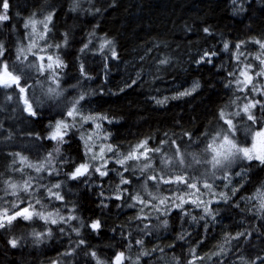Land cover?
<instances>
[{"label": "trees", "instance_id": "16d2710c", "mask_svg": "<svg viewBox=\"0 0 264 264\" xmlns=\"http://www.w3.org/2000/svg\"><path fill=\"white\" fill-rule=\"evenodd\" d=\"M5 2L7 9L2 7ZM5 11L9 19L0 24V40L5 41L7 51L0 60L11 66L8 71L14 76L17 75L14 48L27 40L28 29L23 27L26 19L52 13L47 34L49 43L62 42L63 33L67 32V47L56 48L58 56L67 64L63 83L68 85L82 80L85 90H95L96 95L86 99L82 106L87 114L106 115L112 121L103 123V130L112 134L106 137V143L123 147L129 142L147 139L148 146L155 148L161 146L162 141L171 144L175 140L180 148L199 150L210 144L217 132L229 131L225 121L231 119L235 127L231 133L237 143L249 145L253 132L264 126V111L259 105L252 109L256 123L249 121L242 112L249 102L264 104V95L252 90L264 89V77L256 75L261 71V63L248 54L259 49L255 39H264V0H0V15ZM225 43L229 45L227 50ZM85 44L88 48L81 52ZM81 62L91 79L81 76ZM243 70L254 75L255 85L237 84V80L243 78L240 75ZM194 81L199 82L195 93L172 98L163 105L157 103V98L180 92ZM33 82L21 80L20 84L30 86ZM18 91L15 85L9 89L0 86V123L3 124L0 173L15 178H20V174L8 170L13 159L9 153L19 151L34 160L40 159L53 142H41L26 134L43 136L48 131L47 122L61 118L59 113L39 107L35 109L37 117L33 118L24 110L27 91L18 95L13 103L4 99L7 94ZM220 112L225 113V118L220 117ZM235 112L241 114L234 116ZM86 127L84 125L85 130ZM9 132L14 133L13 139H3ZM68 139L71 143L64 148L71 162L65 166V171H73L86 157L78 132L74 131ZM108 167L118 168L114 163H109ZM27 171L32 174L31 170ZM62 178L52 176L48 179L54 182ZM130 178L133 184L137 183L135 177ZM85 179L87 177L69 183L66 202L69 205L75 202L78 212L86 219L103 216L104 228L100 235L96 236L86 227L83 231L86 247L81 246L73 252L78 238L70 230L69 235L62 236L58 231V227H64L62 224L49 225L54 233L52 239L38 246L31 240H21L13 248L10 239L27 237L32 228L43 230L45 226L36 219L26 221L17 217L10 225L0 228V264H49L56 259L70 264H94L84 256L87 249L97 250L114 264L115 249L123 248L127 240L120 237V228H116V234L109 229L115 227L117 220L124 221L133 215L135 209H117L120 201L115 199L109 202L107 212L97 207L101 188L117 181L114 172L110 171L103 178L94 174L89 181L93 185L90 190L84 184ZM124 187L131 192V186ZM214 189L216 197L207 205L215 215L214 220L202 209L187 203L185 210L197 217L205 215V219L190 222L185 216L181 220V211L173 209L171 229L159 237L146 238L148 247L160 245L166 254L158 264H175L172 257H179L180 264H244V261L264 264V208H261L264 164L237 158L229 169V178L219 174ZM200 191L205 190L201 188ZM220 192L226 193L229 199H221ZM38 196H44L43 190ZM0 197V209L7 208L9 212L15 211L12 205L18 209L31 206L40 210V205L33 207L24 193L20 194V202L2 192ZM44 202L49 203L50 209L62 206L61 202L50 201L47 197ZM185 230L188 232L185 239H177V234ZM221 246L228 251L221 252ZM159 255L153 253L154 258ZM143 264H148V258Z\"/></svg>", "mask_w": 264, "mask_h": 264}, {"label": "clouds", "instance_id": "9594fccd", "mask_svg": "<svg viewBox=\"0 0 264 264\" xmlns=\"http://www.w3.org/2000/svg\"><path fill=\"white\" fill-rule=\"evenodd\" d=\"M2 16L8 17L6 11ZM52 19L51 12L45 14L44 18L40 20L35 18L26 19L23 27L25 29L31 28L28 36L32 39L27 45L17 43L14 48L17 70L15 76L20 81L34 80V82L30 86L19 84L16 86L19 90L18 93H9L4 97L7 102L13 103L18 95L25 94L27 91V95L23 99V105L26 106L25 99H27L28 103L31 104L32 112L30 113L27 108L24 110L33 118L38 115L35 110L37 107L46 108L53 114L59 113L61 117L47 122L45 127L48 131L43 136L38 133L26 134L33 135L35 139L41 142L47 140L53 142L52 147L47 149L40 159L34 160L19 151L9 153L13 159L7 166L8 170L19 173L20 178L5 177L0 173V192L4 196H14L16 197L15 202H20V194L24 193L30 198V204L33 207L40 205V210H35L38 213L37 215L24 220L32 221L36 219L44 222L45 225L43 230L34 227L28 232L27 237H16L10 239L9 243L13 240L16 241L14 247L10 243L15 248L21 240L25 242L31 240L34 245L38 246L52 239L54 233L49 225L59 226L62 224L64 227H58V231L62 236L69 235L70 230V233L78 238L74 242L73 252L81 246L86 247V241L83 238L84 229L87 227L93 234L99 236L104 228V217L86 219L78 212V205L75 202H72L71 205L66 202L65 191L71 181L79 182L84 177H87L84 184L88 185L90 190L93 185L89 184V181H92L94 174H98L103 178L107 177L109 172L112 171L117 177V181L101 188L98 193L101 199L97 207L107 212L110 206L109 202L115 199L120 201L116 205L117 209L121 207L135 209L133 215L126 217L124 221L117 220L115 227L109 229L111 233L116 234V228H120V237L127 240L123 248L115 249L117 254L114 258V264H116V258L121 254L123 255L120 264H143L145 258H148V264H158V261H162L166 254L163 253L160 245L150 248L146 245L145 240L149 236L159 237L162 232L171 229L170 214L173 209L181 211V220L185 216L189 217L190 222L204 220L205 215L197 217L190 210H185V204L189 203L190 200H196L199 202L192 204L197 209H202L203 213L211 216L213 220L215 219L213 212L206 210L207 198L215 193L214 181L219 178V174L223 173L225 179L229 178V169L235 158L226 160L224 156L217 157L212 149L217 147L221 137L227 134L222 135L217 132L212 137L211 143L199 150H194L191 147L180 148L176 145L175 140L171 144H168L167 140L162 141L161 146L155 148H150L148 144H144V148L141 149L140 145L147 141V139H144L129 142L123 147L119 144L103 143L98 151H94L93 148L97 140L102 136L110 137L112 134L102 130L101 126L90 134L84 129L86 122L80 117L90 116V114L86 113L82 105L86 99L96 95L95 90H85L82 87V80L65 85L63 80L66 79V76L63 70L67 68V64L60 56L54 58L53 55H47V62H45L48 49L66 48L69 42L68 34L64 32L62 42L56 44L46 43L41 47L40 42L45 41L46 35L50 31L49 23ZM3 21L6 20H0V24ZM37 24L43 26L42 31L37 29ZM228 47L229 45L225 43V50ZM87 48L88 45L85 44L80 51L82 52ZM6 51L5 41L0 40V58L4 57ZM30 54L33 59H29ZM42 57L44 59H41ZM57 60L60 62L59 64H57ZM0 63L3 64V61L0 60ZM82 65V62L79 63L81 76L91 79L92 77H89L85 71H81ZM7 67L11 66L7 65ZM4 87L9 89L12 86ZM20 88H24L25 91L22 93ZM255 89L259 91V88ZM69 112H73L74 115L69 117ZM240 114V112L233 113L234 116ZM58 124L62 125L63 136L54 138ZM0 129H3L2 123H0ZM74 131L78 132V139L83 142L86 159L85 162L76 165L73 171H65V166L71 161L65 152L64 146L71 143L68 137ZM13 136L14 133L9 132L3 139L11 140ZM109 153L111 155H108ZM109 163H114L118 168L110 169L108 167ZM27 170H31L32 174ZM125 173H129V176H126ZM52 176H63L64 178L52 182L48 179ZM130 177H135L137 183L133 184ZM178 177L185 178L188 184L177 182ZM190 184H197L199 187L193 189L189 186ZM125 185L131 186V192L128 187H124ZM205 185H210V187H205ZM201 188L205 191L201 192ZM41 190L44 193L43 197L38 196ZM221 194H224L225 198L223 200L227 201L229 199L224 192L218 194L220 198ZM44 197H47L50 201L61 202L62 206L50 209L49 203L44 202ZM201 197L205 199L202 200ZM261 208H264V202L261 203ZM65 209H68V211L66 212ZM93 225H98V227H93ZM186 235H188L187 230L177 234V239L184 240ZM226 239L230 240L231 237H226ZM220 250L221 252L228 251L223 246ZM154 252H158L160 255L154 258ZM84 256L90 258L94 264H113L110 258L101 256L97 250L87 249ZM171 259L175 261V264H180L179 257H172ZM241 259L244 258L241 257ZM244 264H248V262L244 261ZM252 264H255V261Z\"/></svg>", "mask_w": 264, "mask_h": 264}, {"label": "snow or ice", "instance_id": "6c2138e0", "mask_svg": "<svg viewBox=\"0 0 264 264\" xmlns=\"http://www.w3.org/2000/svg\"><path fill=\"white\" fill-rule=\"evenodd\" d=\"M2 7L4 9L8 8V4L5 2L3 3ZM8 17L0 15V20H7ZM205 31H208V29H205ZM256 43H261L260 41H255ZM110 43V42H106ZM104 47V45H102ZM239 47V45H237ZM261 47L264 48V44H261ZM113 55L115 53L113 52ZM41 59H44L43 57ZM239 59V57H237ZM256 59H260V57H257ZM60 62L57 60V64ZM264 63V62H262ZM0 66L3 68V73L0 74V86H17L20 84V80L18 77L14 76L11 72L8 71L7 65H4L0 63ZM62 66V65H61ZM81 71H85L84 66H81ZM241 77H243V80H237V84H244L252 85L253 84V76L249 74L248 70H244L240 73ZM257 76H264V69H262L260 72L256 73ZM199 87V84H194L193 88L189 91L180 93L181 96L190 95L191 92L195 91ZM253 91H256L255 88L252 89ZM20 91L23 93L25 91L24 88H20ZM261 92V95H264V89H259ZM157 103H164V101H157ZM25 105L27 110L31 113L32 107L31 104L28 103L27 99H25ZM260 107L261 111H264V104H261L259 101L249 102L245 104L242 108V112L246 115L247 119L249 121H252L253 123H256L257 117L253 114L252 109H256L257 107ZM35 114V113H32ZM74 115L73 112H69L68 116L72 117ZM220 117L223 119L225 118V113L220 112ZM81 119H83L85 122L89 121H96L98 119L100 120H107L109 123L112 121L109 119L106 115H90V116H81ZM226 124L228 125L229 130L235 131V127L233 125V121L231 119H226ZM101 125L96 124V128H99ZM63 131H62V125L56 126V133L54 138L62 137ZM144 144H148V141L143 142L140 145V148H144ZM213 152L216 154L217 157L224 156L226 160H231L233 157L235 159H241V160H257L261 164H264V129L260 131H256L253 135V143L251 144V147H242L238 145L233 139H231L228 135H224L220 139V143L217 147H214ZM83 167V166H82ZM86 171V168L84 169ZM239 175V173H237ZM177 182H183L185 184H188V182L183 177H178ZM190 187L193 189H197L199 186L197 184H190ZM205 187H210V185H205ZM225 198L224 194H221V199ZM199 201L196 200H190L189 203H198ZM13 209H15L13 214H9V210L7 208L0 209V228H4L6 224H11L12 221L17 219V217H22L23 219H31L34 215H37L38 213L35 210H30V207H24L22 210L18 209L16 205L11 206ZM206 210L211 212V209L206 205ZM55 223V221H53ZM93 227H98V225H93ZM237 235H243V233H238ZM11 245L14 247L16 245V241H11ZM122 255L118 256L116 258V264H120V261L122 259ZM198 259H203L202 257H198ZM190 264H194V262H190Z\"/></svg>", "mask_w": 264, "mask_h": 264}, {"label": "rangeland", "instance_id": "374dc122", "mask_svg": "<svg viewBox=\"0 0 264 264\" xmlns=\"http://www.w3.org/2000/svg\"><path fill=\"white\" fill-rule=\"evenodd\" d=\"M33 18H35L36 20H40V19H43L44 17H33ZM37 29L38 30H40V31H42L43 30V26L42 25H39V24H37ZM29 31H31V28H29L28 29V32ZM48 34V33H47ZM30 39H32L31 37H29L28 36V34H27V40H25L24 42H23V44L24 45H27V43L30 41ZM255 41H260L261 43H256L257 45H258V47H259V49L256 51V52H252V53H248L249 55H251V56H254L255 57V59H256V57L257 56H259L260 57V59H256L257 61H259V63H261V65H260V68H261V70L262 69H264V63H262V62H264V48H262L261 47V44H264V39L263 40H257V39H255ZM46 43H49V41H48V38H47V35H46V39H45V41H41L40 42V44H41V47H43ZM47 55H53L54 56V58H55V56H58V54H57V49L56 48H53V49H48L47 50V54L45 55V62H47ZM208 55V54H207ZM29 59H33V57L31 56V54L29 55ZM251 64H254V63H251ZM251 64H249V65H251ZM258 64V63H257ZM244 71V70H243ZM3 72H1L0 74H2ZM250 75H252L253 76V78H254V75L253 74H250ZM262 77H264V76H262ZM242 80H243V78H242ZM196 83H198L199 84V82L198 81H194L190 86H188L187 88H185V89H183V90H181L180 92H176V93H173V94H170V95H165V96H163V97H160V98H157V100L156 101H164V103H160V104H166L170 99H172V98H178V97H183V96H180L179 94L180 93H182V92H186V91H189V90H191L192 88H193V86H194V84H196ZM253 84L255 85V78H254V80H253ZM243 87H245V85L243 84ZM199 88V87H198ZM198 88L195 90V91H193V92H191V94H193V93H195L197 90H198ZM190 94V95H191ZM186 96V95H185ZM104 122H109V121H107V120H100V119H98V120H96L95 122H92V121H89V122H86L84 125H87V127H86V130L89 132V134L93 131V130H95L96 129V124H100L101 125V129L103 130V123ZM262 129H264V126L263 127H261L260 129H257L256 131H260V130H262ZM256 131H254L253 132V134H252V140L250 141V144L249 145H241L240 144V146H242V147H251V144L253 143V135H254V133L256 132ZM222 135L223 134H227L231 139H233L236 143H237V139L236 138H234L233 137V135H232V133H231V130H229V131H225V132H220ZM106 139V137H101L99 140H97V143L94 145V148H93V150L94 151H98L99 150V148L101 147V145L103 144V143H106V142H104V140ZM218 143H220V141H218ZM238 144V143H237ZM239 145V144H238ZM236 160V159H235ZM215 195L213 194L212 196H210V197H208L207 198V200H208V203H207V205L208 204H210V202L211 201H213L214 199H215ZM257 197H259V196H257ZM201 199L203 200V199H205V198H203V197H201ZM255 200H257V201H259L258 199H256L255 198ZM25 207H30V210H34L31 206H25ZM24 207H21V208H19V209H23ZM14 213V211H12V212H9V214H13ZM49 264H70V262H61V260H59V259H56V260H54L53 262H51V263H49Z\"/></svg>", "mask_w": 264, "mask_h": 264}]
</instances>
